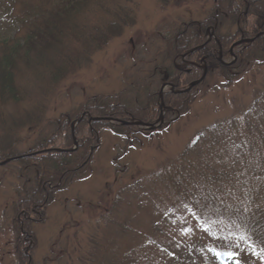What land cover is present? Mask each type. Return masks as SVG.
<instances>
[{"label": "rangeland", "instance_id": "rangeland-1", "mask_svg": "<svg viewBox=\"0 0 264 264\" xmlns=\"http://www.w3.org/2000/svg\"><path fill=\"white\" fill-rule=\"evenodd\" d=\"M40 1L0 0V64L16 40L28 56L25 60L31 61L19 58L13 64L16 99L6 96L0 83V148L10 146L8 156L0 157V264H204L212 249L221 244L220 211H226L228 218L235 213L238 216L250 203L244 193L251 190V179H257L252 175L264 176L241 166L252 159L256 162L264 152L256 146L248 157L242 155L243 150L233 155L223 146L194 155L187 163H182V153L192 147L195 135L216 122L240 119L252 102L262 97L263 52H257L254 64L231 81L206 72L213 58L222 65H233L240 56L236 51L264 35V12L255 11L259 18L249 15L259 33L236 39L226 58L220 50L208 52L197 64L194 58L204 46L192 47L188 52L194 51L192 61L186 54L178 68L187 77L192 65L201 77L175 89L160 75L171 67L170 61L163 62L161 53L177 43L187 25L208 21L218 1L100 0L101 5L83 0L71 18L60 22L63 36L55 35L57 41L39 49L23 42L28 27L22 30L20 23L25 6ZM104 5L109 8L107 13ZM124 7L130 21L121 26L118 36L101 43L90 55L78 52L79 56L71 58L79 63L78 68H65V74L53 83L57 70L61 73L64 67L62 50L70 54L67 37L71 30L107 24ZM225 22L220 33L233 36L236 26L227 19ZM211 38L213 29L208 30L206 40ZM147 88L158 89V95L175 90L178 93L172 94L194 93L179 115L172 112L166 116L163 97L158 96L163 109L155 106L156 118L140 124L155 122L162 112L166 123L154 126L148 134L145 128L132 125L138 121L109 122L112 118L88 114L96 100L106 107L123 104L127 110L137 108L134 112L145 114L150 111L148 104H143ZM81 115L91 123L89 131L97 134V145L87 147L88 164L67 171L55 184L48 177L46 181L44 177L51 173L46 154L62 146L56 143L45 148L43 143L54 132L56 120L73 116V130L76 126L72 124L80 122ZM260 120L264 122V110L249 123L259 125ZM125 127L140 133L125 135ZM259 130L264 135V127ZM238 134L234 144L241 141L259 146L257 132L253 137L245 130ZM72 142L71 152L78 146ZM248 148L245 145L244 150ZM260 168L263 171V166ZM248 171H252L250 176ZM45 182L48 186L44 189ZM254 191L261 196L264 187ZM259 236L257 231L251 244ZM229 249L238 254L239 264H264L260 256H264V248L254 257L236 242Z\"/></svg>", "mask_w": 264, "mask_h": 264}, {"label": "trees", "instance_id": "trees-1", "mask_svg": "<svg viewBox=\"0 0 264 264\" xmlns=\"http://www.w3.org/2000/svg\"><path fill=\"white\" fill-rule=\"evenodd\" d=\"M93 1L97 4H104L100 0ZM216 1H218V3L216 6H214L215 9H212L213 13L210 15L208 21L200 24H193L194 26H192V24L187 25L180 31L182 37L180 39H177V43L175 42L173 45H171L170 48L166 47V49H164V51L161 53V57L164 60L163 62L170 61L171 67L168 70L162 71L160 75L164 77L163 82L174 86L175 89L176 86H181L182 84L189 85V83L201 77L200 70L192 65H190L189 68L192 67L193 70L189 72V75L187 77H185L186 74H184L186 72H183L178 68L179 64H182L181 59L185 57L186 54L191 60L194 51H192L191 54H189L188 52H190L189 50L192 47H197L198 49L201 44H203L204 46L201 49L200 53L194 58L195 63L198 64L200 63L199 61H201V58L205 57V54L208 52L211 54L213 52L219 53L220 50L222 52L223 58L228 57V50L237 41L236 39L253 38V35L256 36V33H259L256 30L257 26L253 22H251L248 17L249 15H255L258 18L260 17V14L255 11L259 9L261 13L262 11L264 12V2L262 4V0ZM82 2L84 1L41 0L37 5H35L36 3L26 5V9H23V14L21 17L22 20L20 23L22 30L28 27V31L24 34V39H22L23 42L28 46H35L39 49L49 48V45L52 42L57 41L56 39H54L55 35L63 36L60 22L62 20L71 18L72 14L74 12H77V10L80 8L77 3L81 4ZM102 9L105 11L107 7L104 5L102 6ZM104 13H107V11H105ZM127 13L128 11L125 7L123 9H119L117 13L113 14L114 20H108L107 24L105 23L101 25L103 26L102 28L101 26H99V24L94 25V27L91 29H89L88 25H80L76 28L74 27L73 31L71 30V35L67 37V48L68 50H70V54L68 53V51L62 50L64 51V53L61 55L63 57L62 59H64L62 63V66L64 67H61V73L57 70L56 74L52 78V82H57L58 79H60V77L65 74V68L73 66L78 68L77 64L79 63H76L71 59L73 58V56H79V53L83 55H90L95 51V48H98V46L101 45V43L110 41L111 39L117 37L118 33L120 32L121 26L123 24L126 25L127 22L130 21L128 20L129 15ZM245 13L246 15H244ZM16 19L19 23L20 21L18 17ZM226 19L231 22L230 25L236 26V32L233 36L222 35L220 33V29L225 26L224 24H226V22L224 23ZM210 29L214 30V38H211L207 41L206 36L208 30ZM12 45L13 47L10 48V50H7L5 56L2 58V64H0V83L3 87V93L7 94L6 96L11 97L12 99H16L14 96L16 94V90H14L12 85L13 64L15 63L16 59L19 58L20 60L23 59V61H26L27 63H31V61H29L30 59L25 60V58L27 59L28 56L23 50H20L21 45L19 44L18 40H16ZM257 52L264 53V35L256 39L251 44L242 46L239 51H236V54H240V56L239 58L237 56V60H235V63L233 65H222L220 61L213 58V63L212 61V65L209 63L210 67L208 68V71L206 73L207 75L219 74L225 81H231V79L239 77L241 75L242 69H244L248 65L254 64L253 59L255 57L253 56L256 55ZM42 55L43 54L39 55V57H41ZM139 93L141 92L139 91ZM192 93L194 92H190V94L181 93L179 95H176L172 94L171 92H165L162 96L164 102L163 106L166 110V116L167 114L170 115V113L172 112L176 113L175 115H179V111H185L186 106L189 104L192 97ZM261 94L262 97H257L251 104V107L245 110L246 112L241 117L243 121H240L241 118L237 119L231 117L224 120V122H216L198 135H195L196 137L192 147L186 148L182 153V163L189 162V158H193L194 155L212 152L213 149L217 150L218 148H223V146H227V151L231 150L232 152L230 153H232L233 155L238 154L243 150L242 155L248 157L251 153L250 151H256L254 149V147L256 146L261 147V149L259 150L261 152H264V135H262V132L259 130L260 128L264 127L260 126L264 125V122L260 120L258 122L259 125L249 123L252 117H257L258 114L264 110V92H262ZM144 97L145 98H143V104H148V107L150 109V111L145 114H143L142 111H139L138 113L134 112V110L137 108L127 110L125 107H123V104L122 106L106 107L104 105H101L97 100L92 103L94 104V106H91L89 109H87L88 114L90 116H95L96 118L100 117L105 119L106 117L112 118L114 120L125 119L129 122L138 121L142 123H148L152 119L156 118L155 116H157L158 113V109L157 111H155L159 105L158 89L149 90V88H147ZM134 98L137 99V96H135ZM154 107L155 109H153ZM153 112H155V114H153ZM71 119H73V116H67L66 118L64 117L56 120L53 128L54 132L50 136L49 140H47L46 143H43L45 145V148L54 147L56 143H60V145L62 146L61 149L57 148V150H51L52 152L46 154L48 155L46 161L49 165L51 173L46 174L47 176L44 178H46L45 180L47 181L48 177V180L53 181L54 184L55 181L64 178L67 171L80 169V167H82L83 165H87L89 161V155H87L86 152L87 147L89 150L90 147H93L98 143L95 130L89 131V126L91 123H89V120L86 117L82 118V120H80V122L73 130L71 129ZM124 129L125 130H123V132L125 133V135L130 132L140 133L138 132L139 130L134 131L136 129L133 127H125ZM242 130L247 131L249 137H253V135H255L257 132L258 134L256 136L259 137V146L255 143H251L250 145L243 144L244 142L241 141L239 142L242 144H234L235 139L238 138V133H240V131ZM144 133L148 134L147 132ZM74 139L78 143V146L76 150L71 152L70 150H72L73 148L72 141ZM9 142L10 141H8V143ZM241 145L243 147H241ZM245 145L249 147L247 150H244ZM35 149H37L36 146ZM58 150L62 151L59 152ZM9 151L10 146H6L4 148L1 147L0 157H5V155H7ZM252 160L253 161H251L250 163H245V165H242L241 167L251 169L253 173L256 174L264 173V157L257 159L256 162L254 161V159ZM260 166H263V171L261 170V168L260 170L258 169V167ZM252 171H248L246 175L250 176L249 174H251ZM252 177H256L257 179H251V190L247 193H244V196L250 202L249 204H247L245 210L241 211L238 216L235 215L236 213L231 216H236L235 218H228V214L226 213V211L225 214L220 211V216L218 218L221 226L223 227L222 230L219 225V228L223 231L222 232L220 230V237H222L220 238L221 244L218 248L220 250L219 252H217V256L209 257L205 260L204 264H239V262L237 261L238 254H232L233 251L229 249L233 246V242H236L239 248H241L247 255H252L253 257L259 255L256 253L264 248V191L261 192V196L259 195V193H256L254 191V188L264 187V176L252 175ZM45 185L48 186L47 182H45L43 187ZM188 197L190 198L189 195ZM243 214L244 216H242ZM257 231L259 232L260 236L256 243L251 244L250 241H256L254 234ZM17 239L19 240V238ZM260 256H262L264 260V256L262 254Z\"/></svg>", "mask_w": 264, "mask_h": 264}, {"label": "water", "instance_id": "water-1", "mask_svg": "<svg viewBox=\"0 0 264 264\" xmlns=\"http://www.w3.org/2000/svg\"><path fill=\"white\" fill-rule=\"evenodd\" d=\"M137 126H144L143 124H135ZM149 127V126H148ZM75 145H76V142H75Z\"/></svg>", "mask_w": 264, "mask_h": 264}]
</instances>
